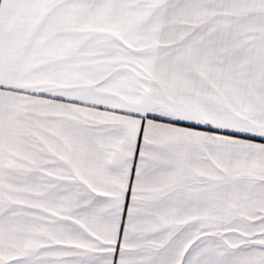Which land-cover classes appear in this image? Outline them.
<instances>
[{
    "label": "snow or ice",
    "instance_id": "6c2138e0",
    "mask_svg": "<svg viewBox=\"0 0 264 264\" xmlns=\"http://www.w3.org/2000/svg\"><path fill=\"white\" fill-rule=\"evenodd\" d=\"M0 264H264V0H0Z\"/></svg>",
    "mask_w": 264,
    "mask_h": 264
}]
</instances>
